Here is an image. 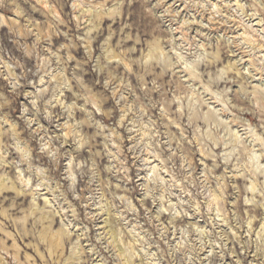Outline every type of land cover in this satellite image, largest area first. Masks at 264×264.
I'll return each instance as SVG.
<instances>
[{
	"label": "clouds",
	"instance_id": "clouds-1",
	"mask_svg": "<svg viewBox=\"0 0 264 264\" xmlns=\"http://www.w3.org/2000/svg\"><path fill=\"white\" fill-rule=\"evenodd\" d=\"M0 264H264V0H0Z\"/></svg>",
	"mask_w": 264,
	"mask_h": 264
}]
</instances>
